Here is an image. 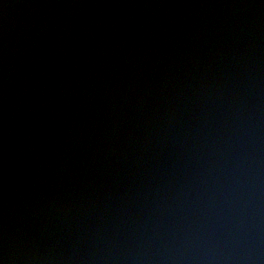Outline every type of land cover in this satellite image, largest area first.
Wrapping results in <instances>:
<instances>
[{
  "label": "water",
  "instance_id": "1",
  "mask_svg": "<svg viewBox=\"0 0 264 264\" xmlns=\"http://www.w3.org/2000/svg\"><path fill=\"white\" fill-rule=\"evenodd\" d=\"M0 264H264V0H0Z\"/></svg>",
  "mask_w": 264,
  "mask_h": 264
}]
</instances>
